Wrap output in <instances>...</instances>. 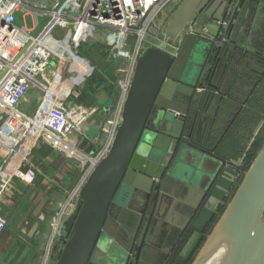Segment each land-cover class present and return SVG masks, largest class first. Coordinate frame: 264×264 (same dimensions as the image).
<instances>
[{
  "label": "water",
  "instance_id": "water-1",
  "mask_svg": "<svg viewBox=\"0 0 264 264\" xmlns=\"http://www.w3.org/2000/svg\"><path fill=\"white\" fill-rule=\"evenodd\" d=\"M252 4L258 1L182 0L166 19L163 42L175 44V52L148 47L137 60L112 146L62 222L49 264H127L145 239L133 236L131 227L174 225L187 209L185 228L198 214L224 166L211 158L207 132L201 136L199 128L206 116L213 125L225 110L220 104L226 97L227 61L240 49L232 30ZM222 22L225 36H219L220 26L209 32ZM192 24L202 34H186ZM83 133L94 136L90 130ZM209 160L220 166L213 174L204 168ZM194 193L199 200L187 207ZM180 236L163 251L170 253ZM103 241L105 258L96 261ZM222 245V264H264V145L191 264H205Z\"/></svg>",
  "mask_w": 264,
  "mask_h": 264
},
{
  "label": "built area",
  "instance_id": "built-area-1",
  "mask_svg": "<svg viewBox=\"0 0 264 264\" xmlns=\"http://www.w3.org/2000/svg\"><path fill=\"white\" fill-rule=\"evenodd\" d=\"M94 1L0 0V201L20 169L28 170L24 183L33 182L30 153L39 146H46L79 170L72 191L53 218L38 264H49L62 222L75 209L80 190L112 146L137 60L146 45L154 46L164 22L182 0ZM16 12L26 18V26L14 24ZM219 26L222 29L226 23ZM186 34L202 31L192 24ZM81 46H102L111 57L122 60L98 147L85 143L83 133L95 109H86L72 99L78 96L73 85L81 75L78 71L86 67ZM169 46L175 52V46ZM69 63H77L78 68L69 69ZM33 93H40V98L29 114L23 104ZM5 226L0 213V236Z\"/></svg>",
  "mask_w": 264,
  "mask_h": 264
},
{
  "label": "crops",
  "instance_id": "crops-1",
  "mask_svg": "<svg viewBox=\"0 0 264 264\" xmlns=\"http://www.w3.org/2000/svg\"><path fill=\"white\" fill-rule=\"evenodd\" d=\"M218 27L219 24L209 27V32L214 33ZM231 35L233 38L236 37V43L239 44L240 49L232 50L231 57L227 61V74H225V81L222 86V91L226 97L220 104L221 107H225L227 112L222 114L219 121L213 125L208 124V116L201 114V116H206V119L202 121L199 128V135L205 136L207 132L205 144L208 149L213 150L211 158L219 160L224 166L215 176L214 181L210 182L212 186L209 197L204 200V205L203 203L200 205L198 214L193 219L194 232L182 247L181 255L187 249H190L189 254H191L193 250L191 245L200 240L197 237L201 238V228L208 221L210 215L217 211L223 199L228 196L232 185L237 181V174H239L242 165L244 156L241 157V152L244 148L245 150L248 149L253 137L263 124L262 120L257 121L255 119V110L264 109V66L261 65L259 69L254 64L258 54L264 58V6L252 4L248 9L242 11ZM87 70H89L88 67ZM78 72H81V75L76 81L79 82L80 86L88 77V72H84V70ZM217 167V162L211 160L204 163V168L207 169L209 174H213ZM218 168L220 169V166ZM34 172L33 182L31 184L24 183L25 190L28 191L27 195H30V192H34L36 189L37 172L35 170ZM205 182H208V180H205L204 184ZM188 200L189 204L186 206L191 207L190 205L199 200V194H192ZM186 213H188L187 209L182 210V214L178 219H175L174 225L170 226L171 230L178 232L180 226L185 224L184 216ZM34 233L35 231L32 230L30 233L23 234L24 243L27 244L26 247L23 246V248H26L23 259L20 261L17 258H12L11 252L8 256L9 260H4L3 264H30L34 261L36 253H38V256L35 257V264H38L39 256L47 243L48 234L42 232L44 241L41 242V247L38 248L30 244L36 236ZM43 243L44 245H42ZM27 251H30L29 256H27Z\"/></svg>",
  "mask_w": 264,
  "mask_h": 264
},
{
  "label": "rangeland",
  "instance_id": "rangeland-1",
  "mask_svg": "<svg viewBox=\"0 0 264 264\" xmlns=\"http://www.w3.org/2000/svg\"><path fill=\"white\" fill-rule=\"evenodd\" d=\"M13 20L14 24L18 27L26 26V18L22 17V13L20 12H16L14 14ZM42 22L43 21L40 20L41 24ZM157 36L158 40L154 41V46L146 45L145 48L157 47L169 53H173L174 49L169 46L171 43L166 44L163 42L164 37L161 33V30L158 32ZM147 39L148 38L146 37V40ZM97 56L99 57L98 60ZM92 61L95 63V65L93 66V69L87 78L92 77L95 72H103L105 78L107 79H109V77H111L112 79L113 72V74L116 75L115 83L109 84L110 87L109 85L104 86V84L98 85L96 94L92 95L93 99H96V102L94 104L91 102V100H88L86 102L87 105L80 104L86 109H95V112L92 114L90 120L84 124L83 131L90 130V133L94 134L92 139H89L84 135L86 137V140H84L85 143L91 144L93 147H98L99 144H97V140H99L101 135L100 131L106 114L105 108L110 106V104L112 103L111 99L116 92V84L120 78L117 70L121 66L122 60L119 58H113L110 55L106 56L103 53L100 54L96 50V52H90L89 56L84 62L85 66L88 67V69H91L90 65L93 63ZM67 66L71 70L78 68L76 67L77 63H69ZM86 67L83 68L84 72L88 71ZM83 86L84 82L74 90L76 91V94L79 95ZM71 97L72 96L69 95V99H71ZM39 98L40 93L30 94L27 97V101L23 104L24 110L27 113L32 114L37 107ZM43 147L46 146H39L37 149H33L31 151V161H33L35 152L43 149ZM44 161L46 163L43 162L39 165H36V168L39 172L37 174L39 175L36 176V189L34 192H30V195L22 194V191L25 189V181L23 178L28 174V170L26 169L25 172L23 169H20L12 178L14 184H12L11 189L6 192L1 198L0 213L6 222V226L0 236V259L2 260V263L0 260V264H3L4 260L6 261V259L9 258L8 256L11 252L12 258H17L20 261L23 259L26 250V248H23L22 245V242H24L23 234L30 233V231L34 230V235L36 234L34 240L38 245H40L41 242L44 241L42 232L48 234L47 236L50 235V225L52 224L53 218L74 187L77 178H74L75 176L71 175L75 171V169L71 165L59 160L56 157L47 158L46 160L44 159ZM13 169L14 168L10 167L9 171L13 173ZM76 177H78V175ZM197 238L200 239V237ZM198 243L199 240L196 244L194 243L195 245H191L193 246V250L198 245ZM42 245H44V243ZM189 250L190 249L184 251L181 255V258L189 257ZM193 250L191 251V254ZM105 251H107V241H103L100 243L96 261H100L101 259L105 258ZM29 255L30 251H27V256Z\"/></svg>",
  "mask_w": 264,
  "mask_h": 264
},
{
  "label": "trees",
  "instance_id": "trees-1",
  "mask_svg": "<svg viewBox=\"0 0 264 264\" xmlns=\"http://www.w3.org/2000/svg\"><path fill=\"white\" fill-rule=\"evenodd\" d=\"M256 1H258V4H261L262 6H264V0H256ZM218 34H219V36L220 35L225 36V32L222 29L219 30ZM222 36H220V37H222ZM96 50L100 54L103 53L106 56L107 55L109 56L108 52H106L105 48L102 47V46H81L80 47V53H81V55L85 56V58H87L89 56L90 52H92V51L96 52ZM98 58L99 57L97 56V60H98ZM256 59L257 60H256V63L254 65L257 68L260 69L261 65L264 66V58H263V56L258 54ZM94 65H95L94 62L90 65L91 69L89 68L87 76L90 75ZM113 73H112V79H111V77H109V79L105 78L103 72H100V73L95 72V74L92 73L93 74L92 77L86 78L83 81L84 82V86H83L81 92L79 93L77 98H75L73 100H75V102L78 103V104H85V105H87L86 102L88 100H91V102L94 104L96 102V99H93L92 95L96 94V89H98V85L99 84H104V86H107L109 84H114L115 83L116 75L113 74ZM65 76H67V73H65ZM75 81H74L73 85H74V87L77 88L79 86V82H77V81L75 82ZM109 81H111V82H109ZM83 82H82V84H83ZM109 87H110V85H109ZM115 94H116V92L114 93V96L112 97L111 102L114 100ZM106 109H107V107L105 108V110ZM225 112H227L226 109L224 110V112L222 114H225ZM255 115H256L255 119L257 121L258 120H262L263 124L259 128V131L257 132V134L253 137L252 142L250 143L248 149L246 148V150H245V148H244L242 150V152H241V157L242 156H244V157L242 159V165L240 167L241 173L237 174L236 183L234 185H232V188H231L228 196H226L223 199L222 203L217 208V211L213 215H210L208 221L205 222L204 226L201 228V231H200L201 232V238L199 240L198 245L193 250L192 254H190L189 257H187V258H181L180 252H181L182 247L186 244L187 240L189 239V237L191 236L192 232H194V231H191V232L187 233V235L183 238V240L177 245V249L175 251V254L170 258L168 264H191L192 263L197 251L199 250V248L201 247L202 243L204 242L205 237L210 233L212 227L217 222V220L220 217V215L223 213L227 203L230 201V198L232 197L233 193L235 192L237 186L239 185V183H240V181L242 179L243 173H245L249 169V167L252 164L253 160L255 159V157L257 156V154L261 150L262 146L264 145V109L255 110ZM53 157H56V156L46 147H43V149L36 151L35 154H34L33 161H32L33 164H34L36 172L39 173L37 168H36V165H39V164L45 162L44 159L46 160L47 158H53ZM56 158H58V157H56ZM58 159L63 161V162H65L64 160H62L60 158H58ZM12 166H15V165L13 164ZM74 173H75V175H74ZM74 173L71 174V175L75 176L74 178H77L76 176L78 175L79 170L75 169ZM76 173H77V175H76ZM37 175H39V174H37ZM22 192H23L22 194H25V195L27 194V191L25 189ZM30 244L33 247L40 248V245H38L35 242V240H32L30 242ZM22 245L24 247L27 246V244L24 243V242H22ZM37 256H38V253H36L34 255V261L31 262L30 264H35V257H37Z\"/></svg>",
  "mask_w": 264,
  "mask_h": 264
},
{
  "label": "flooded vegetation",
  "instance_id": "flooded-vegetation-1",
  "mask_svg": "<svg viewBox=\"0 0 264 264\" xmlns=\"http://www.w3.org/2000/svg\"><path fill=\"white\" fill-rule=\"evenodd\" d=\"M171 203L175 208L178 207V204H176L174 200ZM171 225L168 223V226L161 228V225L157 223L155 226L151 225L146 227L143 223L139 230L137 228L138 224L131 227L130 232L133 236L137 234L138 239L143 236L145 239L143 243L144 246H141L139 251L133 253L132 260L127 264H168L170 258L175 254L177 245L183 240L187 233L194 230L193 220L185 228H182L184 224L180 226L178 232L171 230ZM178 236H180V240L177 245L172 248V251L170 253L163 251V248L169 249Z\"/></svg>",
  "mask_w": 264,
  "mask_h": 264
},
{
  "label": "bare ground",
  "instance_id": "bare-ground-1",
  "mask_svg": "<svg viewBox=\"0 0 264 264\" xmlns=\"http://www.w3.org/2000/svg\"><path fill=\"white\" fill-rule=\"evenodd\" d=\"M226 254V247L222 245L215 253V255L209 259L205 264H222L224 256Z\"/></svg>",
  "mask_w": 264,
  "mask_h": 264
}]
</instances>
